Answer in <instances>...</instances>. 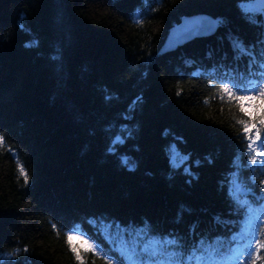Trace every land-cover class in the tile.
Segmentation results:
<instances>
[{"label": "trees", "instance_id": "16d2710c", "mask_svg": "<svg viewBox=\"0 0 264 264\" xmlns=\"http://www.w3.org/2000/svg\"><path fill=\"white\" fill-rule=\"evenodd\" d=\"M248 3L0 0V264H77L73 229L115 264L124 239H175L162 255L184 264L232 255L264 221V166L238 109L212 97L264 77V13ZM189 16L214 31L160 52Z\"/></svg>", "mask_w": 264, "mask_h": 264}, {"label": "snow or ice", "instance_id": "6c2138e0", "mask_svg": "<svg viewBox=\"0 0 264 264\" xmlns=\"http://www.w3.org/2000/svg\"><path fill=\"white\" fill-rule=\"evenodd\" d=\"M261 2L264 3V0ZM241 3L247 5L248 0H241ZM242 11L247 13V8H242ZM260 11L264 13V7ZM237 47L238 50H242L239 45ZM212 98H219L223 104L238 109L239 118L233 113L232 120L234 126H240L241 135L247 141L249 164L256 165L260 162L264 166V139H262V133H264V77L256 81L242 77L240 82L233 80L219 84ZM205 103L209 101L206 99ZM3 143V137L0 136V147ZM123 163L131 166L128 161ZM19 173L27 182L28 178L22 167H19ZM233 191H238V189L234 188ZM233 239L240 243L231 250L232 255L230 256L217 258L215 249L210 248L211 254L206 253L199 257L193 254L189 259L196 261L197 264H264V255H262L264 253V221H261L254 231L251 230L249 224L241 230L238 237ZM65 242L77 264H86L85 256L89 253L94 259H102L104 264H115L95 241L78 229L68 231L65 234ZM203 243L201 242L198 247L203 248ZM178 244L179 242L175 239H161L141 244L140 238H137L124 239L117 247L121 250L124 264H184L178 256L162 255L166 253L168 247L178 246ZM195 251L194 249V253Z\"/></svg>", "mask_w": 264, "mask_h": 264}, {"label": "water", "instance_id": "95a60500", "mask_svg": "<svg viewBox=\"0 0 264 264\" xmlns=\"http://www.w3.org/2000/svg\"><path fill=\"white\" fill-rule=\"evenodd\" d=\"M252 6L255 10L260 11V9L262 7H264V4L261 2V0H252ZM200 19L203 22L199 21V23L204 24L206 26L205 29L197 31V30H192L193 26L197 25V23L195 22L194 24H190L189 21L193 20V19ZM207 21V23H206ZM209 22V24H208ZM214 20L210 19L206 16H189V17H184L182 18L181 22L177 25H175L174 27L171 28V30L169 31L164 43L162 44L161 48H160V52H164L167 50H170L174 47H176L178 44H182V42H184L187 39H184L185 37H187L188 39L196 37V36H205L207 34H210L211 32L214 31V29H212V24H213ZM180 29H183L180 32ZM179 32V33H178ZM194 33L193 35H190ZM175 38V39H174ZM179 39H184V40H180L179 42H177L176 40ZM174 39V40H173ZM176 41V42H175Z\"/></svg>", "mask_w": 264, "mask_h": 264}, {"label": "bare ground", "instance_id": "6f19581e", "mask_svg": "<svg viewBox=\"0 0 264 264\" xmlns=\"http://www.w3.org/2000/svg\"><path fill=\"white\" fill-rule=\"evenodd\" d=\"M264 4V3H263ZM197 23V22H196ZM206 26L204 24H201V23H197V25L193 26L192 30H203L205 29ZM183 29H180V32L182 31ZM183 32V31H182ZM179 33V32H178Z\"/></svg>", "mask_w": 264, "mask_h": 264}, {"label": "rangeland", "instance_id": "374dc122", "mask_svg": "<svg viewBox=\"0 0 264 264\" xmlns=\"http://www.w3.org/2000/svg\"><path fill=\"white\" fill-rule=\"evenodd\" d=\"M248 7H250V8H252L253 6H252V2L251 3H248ZM199 21H201V22H203L202 20H200L199 18L198 19H193V20H191V21H189V23L192 25V24H194L195 22H199ZM206 23H207V21H206ZM208 24H209V22H208ZM214 24H212V26H213ZM193 34V33H192ZM192 34H190V35H192Z\"/></svg>", "mask_w": 264, "mask_h": 264}]
</instances>
